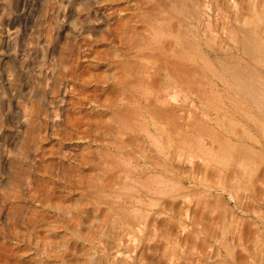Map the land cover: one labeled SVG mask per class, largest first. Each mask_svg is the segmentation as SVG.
Listing matches in <instances>:
<instances>
[{"label": "rangeland", "instance_id": "rangeland-1", "mask_svg": "<svg viewBox=\"0 0 264 264\" xmlns=\"http://www.w3.org/2000/svg\"><path fill=\"white\" fill-rule=\"evenodd\" d=\"M205 1L202 65L193 60L195 41L188 38V84L170 89L166 106H152L167 110L155 119L160 128L155 142L144 127L146 119L132 115L130 127L121 134L111 127L112 139L123 140L128 150L124 165L112 160L61 177L54 176L57 159L49 158L57 141H43L41 177L29 179L31 200L9 204L13 213L8 226L0 216V264H264V110L262 115L256 110L246 115L231 96L233 72L246 84L264 89V0ZM16 2L0 0V9L6 17L17 18L21 37L16 47L33 49L30 39L41 22L52 20L54 0H33L24 12L22 0ZM76 3L68 4V16L75 8L81 10ZM68 22L66 31L79 27L77 17ZM5 42L0 28V63L9 69L0 73V124L13 133L4 106L9 89L19 97L9 98L11 104L26 105L27 110L36 97L28 91L33 82L29 62L16 61L12 50L6 53ZM97 49L110 50L106 45ZM36 56L42 63L40 51ZM93 64L82 61L75 71L86 79L110 73L107 65ZM87 91L103 94L98 99L115 98L105 86H89ZM136 91L139 104L145 105V93L138 86ZM88 106L81 112L84 119L98 114L111 122L115 117ZM161 131L169 133V143ZM22 139L12 136L0 147V172L12 169L9 165L23 150ZM87 146L74 145L78 152H86ZM89 151L97 159L101 150L93 145ZM138 151L150 163L137 159ZM147 167H154V180ZM8 189L6 184L0 194Z\"/></svg>", "mask_w": 264, "mask_h": 264}, {"label": "bare ground", "instance_id": "bare-ground-1", "mask_svg": "<svg viewBox=\"0 0 264 264\" xmlns=\"http://www.w3.org/2000/svg\"><path fill=\"white\" fill-rule=\"evenodd\" d=\"M32 1L22 0V12L29 9ZM72 1L54 0L55 6L51 5L52 20L41 22L34 39H30L34 43L33 49L16 47V41L21 37L17 18L6 17L0 9V28L6 37L4 51H14L12 57L16 61L29 62L27 67L32 70L33 82L28 91L36 97V102L28 110L26 105L21 108L11 104L9 98L18 95L15 90L9 89L8 97L4 99L7 124L13 133L0 124V147L7 146L12 136L19 137V142L23 137V150L10 163L9 168L12 169L0 172V188L6 184L9 188V193L0 194V216L8 220L5 226L9 225L13 213V207L9 204L15 201L26 204L32 198V182L29 179L41 177V162L45 158L43 141L56 140L58 144L57 148H51L49 156L57 159V172L54 176L63 177L66 175L64 173L69 175L75 168L95 167L112 160L124 165L123 155L128 150L123 146V140L112 139L111 127L121 134L130 127L132 115L138 119L141 117L146 119L144 127L147 130L150 128L148 135L150 133L151 142H155L154 134H160L155 119L161 114L167 115V110L154 109L152 106H166L165 96L169 90L174 86L188 84L185 66L189 58L188 38L195 41L196 58L193 60L198 66L203 62L201 44L205 25L203 10L207 6L205 0H77L76 4L81 5V10L76 11L75 8L68 16V4ZM44 2L47 3V0ZM130 12H134L132 17L124 19ZM72 17L79 19V27L73 32L70 29V33L66 28H70L68 21ZM31 32L34 34L33 30ZM41 34L43 40H39ZM102 45L108 46L110 50H98L97 47ZM38 51L42 63L36 60ZM87 60L93 62L95 67L107 65L110 73L105 76L95 75L92 79L84 78L83 73H77L75 68L78 63ZM0 71L2 74L8 73L6 62L0 63ZM242 78L233 72L232 79L236 86L232 88V98L241 102L244 114L253 116L252 110H256L262 115L264 89L246 84V79ZM73 85L81 86V89L75 91ZM89 86L111 88L110 92L115 98L104 95L103 99H98L103 94L88 92ZM136 86L139 92L145 93L143 97L148 100L145 105H140L136 99ZM86 104L97 108V111L102 110V113L108 111L115 117L111 122L98 114L84 119L85 114L81 112ZM131 106L139 108L132 114ZM24 114L28 116L25 121L21 119ZM259 115L256 114L258 118ZM160 137L165 143L170 142L168 132L164 134L161 131ZM75 144L88 145L86 152H78ZM93 145L101 150L97 159H93L94 151H89ZM138 153L140 158L137 159H141L144 164L150 163L149 156L142 154V151ZM145 171L154 180V167H147ZM134 173L131 172V178L135 177ZM126 176L129 177V174ZM68 189L73 190L71 184Z\"/></svg>", "mask_w": 264, "mask_h": 264}]
</instances>
